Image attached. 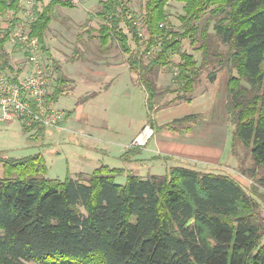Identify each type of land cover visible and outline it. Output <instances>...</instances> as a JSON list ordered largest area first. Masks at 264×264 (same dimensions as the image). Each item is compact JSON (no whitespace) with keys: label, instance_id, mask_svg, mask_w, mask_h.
I'll list each match as a JSON object with an SVG mask.
<instances>
[{"label":"trees","instance_id":"1","mask_svg":"<svg viewBox=\"0 0 264 264\" xmlns=\"http://www.w3.org/2000/svg\"><path fill=\"white\" fill-rule=\"evenodd\" d=\"M176 1L184 3L177 29L169 19L170 0H145L142 25L126 0H99L101 9L95 14L103 20L100 45L110 50L113 41L129 54L122 60L137 73L150 113L160 94L158 75L173 54L180 61L169 67L173 76L167 88L176 85L175 103L192 102L205 72L212 83L219 70L228 69L231 153L239 159L238 148L245 149L240 167L250 177V186L224 171L182 165L165 174L141 176L101 164L87 178L68 173L61 180L47 175L41 152L25 157L0 152V264H264V0ZM58 5L75 7L72 0H50L34 11L23 29L39 38L49 56L46 35ZM21 10V0H0V13L18 15ZM19 22L21 18L14 17L0 33V71L13 69L5 45ZM186 38L200 52V60L182 50ZM14 39V46L22 49ZM53 62L57 77L48 95L50 104L74 83ZM167 104L160 103L156 110ZM202 118V113L187 114L160 128L190 131ZM22 127L32 141L45 135V126ZM137 151L130 146L122 157ZM246 154L252 166L245 167ZM124 173L126 182L118 183L117 175Z\"/></svg>","mask_w":264,"mask_h":264},{"label":"rangeland","instance_id":"2","mask_svg":"<svg viewBox=\"0 0 264 264\" xmlns=\"http://www.w3.org/2000/svg\"><path fill=\"white\" fill-rule=\"evenodd\" d=\"M49 1L50 0H21L22 10L18 15H15L12 11L0 13V33L9 26L10 21L16 16L21 18L24 25L22 22L17 23L14 33L16 30H19L21 26L22 29H25L27 26L25 23H28L29 20L27 12L42 9V7ZM72 1L75 4V7L73 8L60 5L56 6L54 18L47 31L45 44L51 55L49 56L47 50L44 49L45 55L50 58L53 67L55 65L53 61L56 60L61 66L63 74L75 81L74 83L67 84L66 93L55 103V107L71 111L72 118L63 122L65 128H68H66L64 132L58 133L54 127L50 129L52 134H49L50 136L47 135L48 138L46 137L44 139L41 138L38 141H32L28 139L29 134L24 131L21 122L13 121L10 124L0 123V152H2L5 157H25L41 152L47 160V175L51 178L61 180L66 178L69 173V168L74 166V161L77 159V153H88L89 151L86 149L89 145H97L100 141H105L101 139L111 137V133L105 132L106 121H112L115 124L119 123L122 127H125L131 119L147 121L151 118V114L153 112L155 113V110L150 113L147 106V92L138 80L133 82L126 90L125 88L116 89L115 92L110 94V96L107 94L99 95L96 102L102 103L103 105L105 104L104 107H106V109L102 108L97 110V112L92 111L91 107H94V104L90 101H87V106L82 110L77 108L78 105L81 104L80 99L83 98L84 94H86V90L90 86L89 83L96 85L97 88H104L108 83L107 81L96 83V80L94 79L96 76H93L94 74L91 73V71L100 68L101 63L108 58L119 61L128 57L129 54H124L118 48L117 43L113 41L111 43L112 46L109 48L110 50H106L100 45L98 31L103 20L95 14L96 11L101 9L99 0ZM126 1L136 17L138 24L142 25L144 23L145 0ZM183 5V2L170 0L167 6L169 19L173 27L176 29L181 25L179 16L184 13ZM208 16L209 13L205 14L201 22L204 23ZM121 26L129 35L132 50L137 51V45L132 39L129 27L124 22L121 23ZM212 27L213 22L210 26L211 30L213 29ZM13 37L5 45V49L9 53L10 63L13 67H17L21 65L19 62L23 60V53L19 46H14L15 39L13 40ZM194 46L195 45L191 43V40L186 38L183 40L182 50L193 53L195 57L200 60V52L195 51ZM221 47L222 49H225L224 46ZM170 60L171 62L167 66L162 67L166 72H169V67H174L176 63L180 61V56L178 54H173L170 57ZM199 81L196 89L203 88V85L209 82L207 80V72L202 74ZM175 86L176 85L170 86L172 87L170 89L167 88L169 87L168 85L159 87L160 94L155 102L167 104L169 101L173 100V103H175V101H177ZM180 101L185 102L182 100ZM221 101L222 99L219 98V101L213 107L215 116H218L217 113L222 110L223 106L221 105ZM168 105L170 104H167V106ZM224 109H226L225 106ZM91 113L93 116L90 115ZM215 116L213 115L212 123L214 122ZM109 124L111 125V123ZM232 128V124H228V126L223 125V127L217 130L216 136L217 139L221 141V145H224L221 151L224 156L220 157V160L231 159V162L233 159V161L229 166H226V164L211 165L205 170L217 169L224 171L242 181L244 185L246 184V186H250L249 184L251 180L248 179L250 177L247 176L248 174H244L240 167L243 154L246 153L245 149L242 146L238 148L239 159H236L231 153ZM114 136L116 135L113 134V137ZM245 157V167L252 166L251 156L246 154ZM232 165L235 166L233 167ZM260 172L261 171H259V173ZM2 175L3 165L0 163V177H2ZM260 175L261 174L258 176ZM126 178L127 177L123 174H118L116 181L118 183H125ZM249 188L250 187H247V189L251 191L252 189ZM261 193L264 195L263 188L261 189ZM256 197L262 198L260 195H256ZM262 211L264 214L263 202ZM27 264L42 263L31 261L27 262Z\"/></svg>","mask_w":264,"mask_h":264},{"label":"crops","instance_id":"3","mask_svg":"<svg viewBox=\"0 0 264 264\" xmlns=\"http://www.w3.org/2000/svg\"><path fill=\"white\" fill-rule=\"evenodd\" d=\"M91 73L96 76L94 78L96 83L102 81H107L108 83L104 88H97L96 85L89 83L90 86L83 97L90 94L91 96L84 100L81 99V104L77 107L80 110L87 106V101L94 104V107H91L92 111L97 112L99 109H106L104 107L105 104L96 102L99 95L107 94L110 96L116 89L125 88L126 90L138 78L137 73L130 69L126 61H117L111 58L102 62L101 67L95 71L92 70ZM228 78V69L219 70L216 79L212 83L208 82L203 85V88L196 89L191 103L180 101L156 110L160 103L155 102V99V113L153 112L151 118L147 121L131 119L125 127H122L119 123L115 124L112 121H106L105 132L111 133V137L101 139L105 141H100L97 145H89L86 149L89 151L88 153H77V159L74 161V166L69 168V173L74 178L78 177V175L87 178L101 164L123 168L126 171L132 170L141 176L165 174L171 167L180 165L191 166L200 170H205L211 165L226 164V166H229L233 159L231 162V159L220 160V157L224 156L221 153L224 145H221V141L216 136L217 130L223 125L228 126L229 124L228 115L226 109H224L227 101ZM157 83L160 87L170 85L172 83L171 73L162 69L158 75ZM219 98L222 99L221 105L223 107L217 113L218 116H215L213 107L219 101ZM65 111L66 117L60 126L58 128L46 127L43 139L48 138L52 134L50 132L52 128L58 133H62L68 128H65L63 122L71 119L72 113L66 109ZM192 113H202L203 118L196 122L190 131L160 128L161 125L168 121ZM90 115L93 116L92 113ZM213 115L215 117L212 123ZM147 124H153L156 129L155 135L145 147L138 148L137 152L129 155V158L122 157L130 147L133 138ZM113 134L116 136L113 137ZM232 166L234 167L235 165ZM123 175L126 177V173Z\"/></svg>","mask_w":264,"mask_h":264},{"label":"built area","instance_id":"4","mask_svg":"<svg viewBox=\"0 0 264 264\" xmlns=\"http://www.w3.org/2000/svg\"><path fill=\"white\" fill-rule=\"evenodd\" d=\"M27 15L34 19V11H28ZM14 38L21 44L23 60L13 69L0 71V123L19 121L24 126L38 124L58 128L66 111L48 101L57 77L53 64L37 36L20 28L15 31ZM155 133L154 126L145 125L130 146L145 147Z\"/></svg>","mask_w":264,"mask_h":264},{"label":"water","instance_id":"5","mask_svg":"<svg viewBox=\"0 0 264 264\" xmlns=\"http://www.w3.org/2000/svg\"><path fill=\"white\" fill-rule=\"evenodd\" d=\"M151 125H153V124H151Z\"/></svg>","mask_w":264,"mask_h":264}]
</instances>
